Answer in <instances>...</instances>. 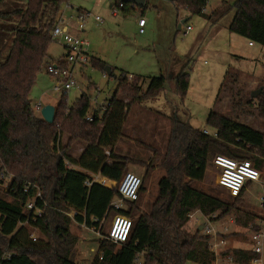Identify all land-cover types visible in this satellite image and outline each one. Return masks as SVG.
<instances>
[{"label":"trees","instance_id":"16d2710c","mask_svg":"<svg viewBox=\"0 0 264 264\" xmlns=\"http://www.w3.org/2000/svg\"><path fill=\"white\" fill-rule=\"evenodd\" d=\"M120 1L115 0L113 6ZM65 2L68 0H0V174L11 175L6 190L11 199L0 195V235L8 238L9 252L0 243V264H40L31 255L37 252L47 255L49 264H80L72 258L77 242L70 229L72 221L100 229L99 253L91 264H214L209 236L198 229H184L189 214L195 210L205 216L217 214L215 221H220L233 214L230 200H242L245 191L233 196L228 190L229 197H224V191L208 193L191 181H203L211 162L216 167L217 155L249 159L262 168L264 131L216 110L210 111L207 125L217 136L176 117L166 154L160 156L167 174L159 182V196L151 209L144 212L139 204L146 191L144 180L137 200L126 201L124 208L113 207L129 165L138 163L117 150L120 140L128 137L126 121L130 108L163 92L166 77H151L144 89L141 78L130 81L128 73L121 71L118 77L114 76L118 79L117 88L105 110L90 113V97L82 93L68 108L64 99L59 100V107L64 108L59 126L45 121L36 114L30 92L38 73L49 63L52 32ZM173 2L191 14L207 16V0ZM133 9L134 5L125 2L122 10L127 13ZM227 9V1L222 0L212 15L223 14ZM234 9L229 30L254 45L264 46V0H237ZM91 60L94 66L104 65L98 58ZM189 76L184 71L175 78L182 99L190 86ZM232 77L236 79L238 74L229 70L222 86H228ZM247 99L250 105L258 101L264 112V90L257 98ZM243 102L240 100L233 107ZM88 115H93V119H88ZM66 133L70 142L78 140L83 144L76 156L69 152L70 143H63ZM98 176L115 181L116 185L107 186ZM33 199L35 209L27 210ZM36 208L42 209L40 216ZM71 210L73 216L69 215ZM235 210V223L239 226L258 217L245 209ZM118 214L129 216L133 223L130 236L123 243L109 239V231L105 235L101 225L104 219ZM31 229L45 238H30ZM225 253L233 254L235 264H250L257 256L245 246L230 247Z\"/></svg>","mask_w":264,"mask_h":264},{"label":"rangeland","instance_id":"374dc122","mask_svg":"<svg viewBox=\"0 0 264 264\" xmlns=\"http://www.w3.org/2000/svg\"><path fill=\"white\" fill-rule=\"evenodd\" d=\"M226 1L230 9L225 13L212 15L222 0H210L205 9L207 16H200L191 14L187 8H178L173 0H148L143 9L144 17L148 21L143 34L139 33L137 24L142 16L139 8L127 13L120 9L119 14L114 15L111 6L115 0H68L62 5L65 8V17L69 20V23L65 20L69 30L73 35L89 42V62L75 70L79 87H73L62 96L54 89L57 80L47 72L48 64L38 73L30 92V100L33 107L37 104L44 106L50 101L55 103L56 127L63 122L64 108L59 107V100L64 99L68 108L78 101L82 93H87L91 100L90 113L95 109H103V105L107 104L117 88L118 79L114 76L118 77L121 71L128 73L130 81L141 78L144 89L151 77H166V88L163 92L131 106L126 121L128 137L120 140L117 145V150L129 154L138 162L130 164L129 171L144 180L146 191L141 194V201L139 200L144 212L151 209L159 196V182L167 174L160 156L166 154L173 119L179 117L195 129H209L208 115L211 110H216L264 131V112L258 106V101H253L251 105L246 103L247 96L251 98L252 90L264 88V46H250L247 38L229 30L227 24L233 18L234 3L237 0ZM80 7L90 12L86 15L85 31L78 27L77 19L70 18L72 14L76 15L75 11ZM96 16L101 17L103 23L96 21ZM187 17L191 18L179 28L181 21ZM187 25H191L192 29L186 31ZM66 51L62 40L53 38L48 50L49 64L62 60ZM94 57L102 60L104 65L94 66L91 60ZM107 66L111 68L112 75L105 71ZM229 70L235 75L238 74V77L230 78L229 85L222 86ZM184 71L190 74V86L182 99L173 86L176 85V76ZM240 100H244L242 105L233 107ZM35 112L41 115V111ZM68 138L69 134H64L63 143H70L69 152L78 155L83 144L78 140L70 142ZM218 175L219 169L211 162L205 179L201 182L191 181V184L208 193L213 190L224 191V197H229L228 190L217 185ZM262 177L263 185L253 183L242 200H230L234 204L233 214L237 213L235 208H241L255 213L258 219L264 221V206L259 205V197L264 195V173ZM3 178L5 177L1 173L0 195L10 200L11 197L6 192L9 181ZM99 178L98 176L97 179ZM124 207H127L126 203ZM233 214L220 220V223L213 222L211 225L229 226V245L244 246L243 228L231 223V219L235 218ZM69 215L73 216L74 211L71 210ZM192 215L184 226L189 232H194L207 220V216L198 210L193 211ZM114 218L115 216L102 221L105 235ZM70 229L77 237L72 258L80 264H90L99 253L102 238L100 232L76 221H72ZM238 230H241L240 233ZM31 233L37 238H45L36 229H31ZM0 243L4 251L9 253L8 238L0 235ZM31 255L40 264H49L48 256L44 253Z\"/></svg>","mask_w":264,"mask_h":264},{"label":"built area","instance_id":"2783aa9c","mask_svg":"<svg viewBox=\"0 0 264 264\" xmlns=\"http://www.w3.org/2000/svg\"><path fill=\"white\" fill-rule=\"evenodd\" d=\"M210 0H207V4ZM125 6L124 1L118 2L117 5L112 7L113 14H119V10L123 9ZM206 9V8H205ZM72 18L77 19L78 27L83 28L85 26L86 15L80 13L75 16L71 15ZM96 20L103 22V19L99 16L95 17ZM139 32L143 33L145 31L146 19L141 18L139 20ZM192 29L191 25H187L186 31ZM53 38L62 40L67 51L65 57L54 63H48L47 72L53 76L57 81L54 86L56 92L61 93V96L67 94L69 90L73 87H79L78 80L76 77L75 70L79 66L84 67L89 62L87 47H89V42L80 39L77 35H73L68 28V24L65 23V19L60 15L58 22L52 32ZM251 46L254 45L253 42H249ZM107 105V104H106ZM106 105H103V110H105ZM41 104L34 106V109L41 111ZM88 119L92 120L93 115H88ZM207 134H213L217 136L216 132H212L209 129H204ZM214 163L219 169V175L217 179V184L226 188L231 192L233 196H239L245 191V194L251 188L253 183H261L263 179L262 175L264 173V165L262 168L255 166L249 159H235L225 155H217L214 158ZM3 176L8 181L11 179V175ZM105 184V180H99ZM143 178L134 172H127L119 184L120 197L112 202V206L115 208H124L126 201H135L139 198L140 188L142 186ZM262 184V183H261ZM263 185V184H262ZM40 193L38 194V196ZM259 205L264 206V195L259 197ZM35 209V200H31L27 204V210ZM199 211V210H198ZM36 214L41 215L42 209L36 208ZM193 217L192 213L189 214ZM217 214L212 216H207L206 222L200 224L203 226L201 233L205 236H209V248L211 252L215 254L214 264H235L234 256L231 253H225V251L230 248V239L226 235L230 234L229 226L225 224H220L219 227H214L211 225L215 221ZM235 223V218L231 223ZM132 219L124 214H118L115 216L112 226L109 230L108 238L116 243L126 242L130 236L132 229ZM236 226H239L235 223ZM243 228L245 234L244 246L245 248L251 250L257 256L250 261V264H264V221L260 219H255L249 221L245 226H240ZM93 230L100 232V229L93 227ZM239 233L241 230H238ZM30 238L36 240L32 233L29 235ZM138 264H142L139 262Z\"/></svg>","mask_w":264,"mask_h":264},{"label":"water","instance_id":"95a60500","mask_svg":"<svg viewBox=\"0 0 264 264\" xmlns=\"http://www.w3.org/2000/svg\"><path fill=\"white\" fill-rule=\"evenodd\" d=\"M126 3H131L132 5L137 6L138 8H144L146 5V0H121ZM188 18H185L181 21L179 24V28L182 27L183 23L187 22ZM105 71L108 74L112 73V70L109 66L105 68ZM261 93H263V88H258L255 90H252L251 92V98H257ZM41 116L42 118L47 121L48 123H53L56 117V106L53 104H46L41 109ZM203 226H200L198 230H202Z\"/></svg>","mask_w":264,"mask_h":264},{"label":"crops","instance_id":"0c3cea01","mask_svg":"<svg viewBox=\"0 0 264 264\" xmlns=\"http://www.w3.org/2000/svg\"><path fill=\"white\" fill-rule=\"evenodd\" d=\"M147 2H148V0H146V4H147ZM221 5V3L219 4V6ZM146 6V5H145ZM219 6H217V7H219ZM111 7H113V5L111 6ZM134 7H135V9L136 8H138L137 6H135L134 5ZM216 7V8H217ZM73 8V7H72ZM215 8V9H216ZM143 9L144 8H139V10L141 11L140 13H141V17H140V19L141 18H145L144 17V13H143ZM134 10V9H133ZM76 13V15L77 14H80V13H82V14H84V15H88L90 12L87 10V9H85L84 7H80L79 9H77L76 11H75ZM60 15H62L64 18H65V20H67V22L69 21L66 17H65V8L63 9L62 8V10H61V14ZM73 15V14H72ZM118 15V14H117ZM73 16H75V15H73ZM70 18H72V17H70ZM69 18V19H70ZM188 18V17H187ZM189 18H191V17H189ZM146 19V18H145ZM95 20H96V18H95ZM96 21H98V20H96ZM99 23H103V22H100V21H98ZM138 22H139V20H138ZM69 23V22H68ZM230 23V22H229ZM229 23L227 24V27L229 28ZM70 24H71V26H72V23L70 22ZM85 24H86V21H85ZM138 24V27H139V29H140V26H139V23H137ZM147 25H148V21L146 20V25H145V27L144 28H146L147 27ZM82 29V31H85V26L83 27V28H81ZM146 32V30L143 32V33H145ZM140 33V32H139ZM142 33V34H143ZM78 36V35H77ZM250 45V44H249ZM251 46V45H250ZM254 46V45H253ZM173 89L175 90V92L178 94V91H177V87H176V85L175 86H173ZM46 104H55L54 102H52V101H50V102H47ZM210 131H212L211 129H209ZM100 178H99V180H105V185H107V186H113L114 184H116V182L115 181H112V180H109V179H107V178H105V177H102V176H99ZM101 182V181H100ZM102 183V182H101ZM196 211V210H195ZM192 213V212H191ZM234 215V214H233ZM190 217V216H189ZM201 225H199V227H200ZM199 227L197 228V229H199ZM230 239V238H229ZM231 247H233V246H231ZM92 263V262H91ZM90 263V264H91Z\"/></svg>","mask_w":264,"mask_h":264}]
</instances>
